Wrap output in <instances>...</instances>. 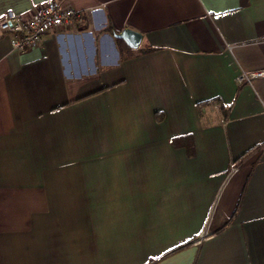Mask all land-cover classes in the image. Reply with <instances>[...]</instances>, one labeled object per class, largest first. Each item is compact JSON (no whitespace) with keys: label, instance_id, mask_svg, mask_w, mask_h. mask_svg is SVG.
<instances>
[{"label":"crops","instance_id":"1","mask_svg":"<svg viewBox=\"0 0 264 264\" xmlns=\"http://www.w3.org/2000/svg\"><path fill=\"white\" fill-rule=\"evenodd\" d=\"M63 2L80 20L36 48L0 31V264H264V78L236 81L264 0Z\"/></svg>","mask_w":264,"mask_h":264},{"label":"built area","instance_id":"2","mask_svg":"<svg viewBox=\"0 0 264 264\" xmlns=\"http://www.w3.org/2000/svg\"><path fill=\"white\" fill-rule=\"evenodd\" d=\"M81 18L73 7L67 6L63 0H48L33 14H17L6 12L0 16V31L9 37L10 46L17 52L39 46L42 37L55 28H72ZM254 78H264V70L250 74H241L237 83L250 82ZM217 107V106H215ZM237 171L232 167L231 173ZM206 236L202 233L197 241Z\"/></svg>","mask_w":264,"mask_h":264},{"label":"trees","instance_id":"3","mask_svg":"<svg viewBox=\"0 0 264 264\" xmlns=\"http://www.w3.org/2000/svg\"><path fill=\"white\" fill-rule=\"evenodd\" d=\"M117 42L119 43V46H122L123 48L121 49V52H122V50L123 49H127V50H129L125 45H124V43L121 41V40H117ZM154 50V48H152V47H148V48H146V49H143V50H139V52H141V53H146V52H149V51H153ZM213 106L215 107V106H217V110H215V111H217L218 113H220L221 114V116H222V119H221V122H224L225 120H226V117H227V113H228V108L227 109H225L223 106H221L220 105V103L217 101V100H215V99H213V100H209V101H206V102H201V103H198V105H197V111H198V115H199V117L201 118V120L203 121V123H204V120H203V118H204V115H205V110H202V109H204V108H213ZM209 111V110H208ZM178 249V248H177Z\"/></svg>","mask_w":264,"mask_h":264},{"label":"water","instance_id":"4","mask_svg":"<svg viewBox=\"0 0 264 264\" xmlns=\"http://www.w3.org/2000/svg\"><path fill=\"white\" fill-rule=\"evenodd\" d=\"M113 37L121 40L128 48L137 49L142 39V35L130 29H123L118 33H114Z\"/></svg>","mask_w":264,"mask_h":264},{"label":"rangeland","instance_id":"5","mask_svg":"<svg viewBox=\"0 0 264 264\" xmlns=\"http://www.w3.org/2000/svg\"><path fill=\"white\" fill-rule=\"evenodd\" d=\"M116 60V52L114 50L113 45L110 47V61L114 62Z\"/></svg>","mask_w":264,"mask_h":264}]
</instances>
